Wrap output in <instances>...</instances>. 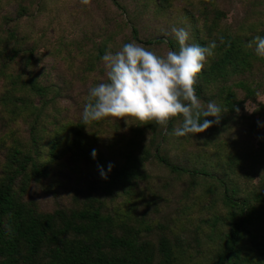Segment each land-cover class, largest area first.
<instances>
[{
  "label": "rangeland",
  "instance_id": "1",
  "mask_svg": "<svg viewBox=\"0 0 264 264\" xmlns=\"http://www.w3.org/2000/svg\"><path fill=\"white\" fill-rule=\"evenodd\" d=\"M118 1L124 12L111 0H92L88 6L80 0H0V179L11 151L33 150L31 127L41 162L48 156V141L61 128L58 150L76 142L48 165L46 179L28 183L25 202L52 212L77 208L91 197L104 213L131 225L142 224L141 228L149 225L150 231L141 233L147 241L155 244L162 236L180 241L186 249L180 264H211L226 230L220 225L212 233L208 225L210 218L225 212L221 187L215 180L173 173L151 157L142 163L129 193L122 187L105 193L101 169L108 177L113 169L130 162V154L139 161L144 150L153 154L158 146L159 154L175 165L206 167L221 174L231 170L227 156L237 150L239 154L253 152L256 159H239L228 181L240 190L256 187L260 176L264 178V57L256 56L252 67L243 72H227L210 82L197 78L204 88L199 98L202 106L215 102L221 118L195 136L174 134L180 119L168 131L155 123L136 126L129 120L128 125L111 117L84 125L82 111L90 88L107 82L102 57L134 41L131 26L141 40L175 39L172 29L183 28L189 33L187 43L193 44L195 27L208 43L226 30L240 33L245 40L249 25L264 22V0ZM216 11L222 13L218 32L209 34ZM246 45L255 52L251 41ZM146 47L159 55L169 50L164 44ZM29 80L44 87L45 95L19 89ZM246 88L254 89L251 97L246 96ZM227 98L241 105L231 112L225 105ZM79 125L81 132L76 136ZM81 148L85 156L92 157L82 156Z\"/></svg>",
  "mask_w": 264,
  "mask_h": 264
},
{
  "label": "trees",
  "instance_id": "2",
  "mask_svg": "<svg viewBox=\"0 0 264 264\" xmlns=\"http://www.w3.org/2000/svg\"><path fill=\"white\" fill-rule=\"evenodd\" d=\"M111 2L122 12L123 6L118 0ZM222 13L216 11L209 34L218 32V21ZM246 30L245 40L240 33L218 32L215 40L217 47L213 50L212 62L204 66L198 75L206 82L222 78L227 72H243L252 67L256 52L248 48L251 41L254 47L255 37L264 38V22L253 23ZM198 28H194V43L208 46L200 37ZM132 39L144 46L164 44L169 50L177 51L178 43L167 36L141 40L138 30L131 26ZM224 42H220V38ZM104 55L99 50V57ZM19 89L28 90L37 96H44L46 89L29 80ZM196 95L200 98L204 88L200 82L195 85ZM254 89L246 88V96L251 97ZM229 111H234L241 103L226 99ZM203 119V118H202ZM173 119L167 126L171 129ZM82 126H77L76 136ZM63 130L56 129L48 141V156L41 162V152L35 134L30 129V143L33 150L22 152L18 149L6 156L3 175L0 179V264H180L186 254L180 241H170L162 236L154 244L142 238L141 233L150 231V226L131 225L128 220L117 218L110 213L102 212L93 198L77 208L66 210L57 208L52 212L39 211L33 202H25L23 195L30 181H40L49 176L48 165L57 161L66 149L61 145ZM162 140L165 136L161 134ZM86 151L81 148L82 156ZM90 159L92 156H85ZM154 158L158 163L173 173L200 176L215 180L221 187V201L225 212L209 219V228L213 233L221 225L225 228L222 241L211 264H264V178L260 176L259 184L246 190H240L234 182L228 181L230 173H235L239 159L255 160L253 152L240 153L235 150L227 156V170L214 173L206 167H188L175 165L159 154L158 146L153 154L144 150L138 161L132 154L127 156L128 164L112 170L103 179L102 191L110 193L114 188L122 187L127 193L134 185L135 176L144 161ZM17 181L21 186L17 188ZM94 189V186H92ZM248 242L249 244H246Z\"/></svg>",
  "mask_w": 264,
  "mask_h": 264
},
{
  "label": "clouds",
  "instance_id": "3",
  "mask_svg": "<svg viewBox=\"0 0 264 264\" xmlns=\"http://www.w3.org/2000/svg\"><path fill=\"white\" fill-rule=\"evenodd\" d=\"M91 2L80 0L85 6ZM172 33L178 51L168 50L165 55H159L132 41L123 44L115 54L107 52L102 57L107 82L90 88L82 111L84 125L111 117L128 125L129 120L136 126L155 123L167 130L171 120L180 119L174 134L183 137L203 133L213 123H219L220 107L215 102L202 106L195 89L198 75L213 55L216 42L202 47L188 44L189 33L183 28H173ZM220 42H224L222 37ZM254 42L256 55L264 57V38L257 36ZM92 155L95 158V150ZM101 177L107 179L102 169Z\"/></svg>",
  "mask_w": 264,
  "mask_h": 264
}]
</instances>
